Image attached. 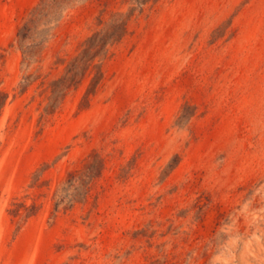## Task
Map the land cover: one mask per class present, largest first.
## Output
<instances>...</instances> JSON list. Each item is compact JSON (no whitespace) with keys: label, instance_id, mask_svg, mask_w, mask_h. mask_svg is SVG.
<instances>
[{"label":"rangeland","instance_id":"374dc122","mask_svg":"<svg viewBox=\"0 0 264 264\" xmlns=\"http://www.w3.org/2000/svg\"><path fill=\"white\" fill-rule=\"evenodd\" d=\"M0 264H264V0H0Z\"/></svg>","mask_w":264,"mask_h":264},{"label":"trees","instance_id":"16d2710c","mask_svg":"<svg viewBox=\"0 0 264 264\" xmlns=\"http://www.w3.org/2000/svg\"><path fill=\"white\" fill-rule=\"evenodd\" d=\"M56 1H57V0H53V4H55ZM43 10H44V7L39 8V9H37L36 11H37L39 14H43V13H42ZM24 27H26V28H25V32H23V33L21 34V37H20L21 40H24L25 38H28V37H29V35H27V34H28V30H29V28H27V26H24Z\"/></svg>","mask_w":264,"mask_h":264}]
</instances>
